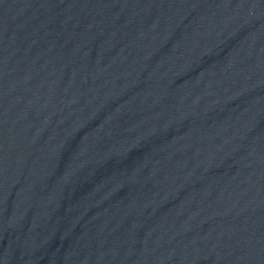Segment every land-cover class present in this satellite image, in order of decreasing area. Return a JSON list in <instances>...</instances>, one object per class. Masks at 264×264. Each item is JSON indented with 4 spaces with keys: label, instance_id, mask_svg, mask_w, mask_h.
<instances>
[{
    "label": "water",
    "instance_id": "1",
    "mask_svg": "<svg viewBox=\"0 0 264 264\" xmlns=\"http://www.w3.org/2000/svg\"><path fill=\"white\" fill-rule=\"evenodd\" d=\"M0 264H264V0H0Z\"/></svg>",
    "mask_w": 264,
    "mask_h": 264
}]
</instances>
